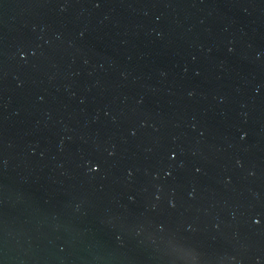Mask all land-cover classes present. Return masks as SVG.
<instances>
[{
    "label": "water",
    "instance_id": "water-1",
    "mask_svg": "<svg viewBox=\"0 0 264 264\" xmlns=\"http://www.w3.org/2000/svg\"><path fill=\"white\" fill-rule=\"evenodd\" d=\"M0 264H264V0H0Z\"/></svg>",
    "mask_w": 264,
    "mask_h": 264
}]
</instances>
